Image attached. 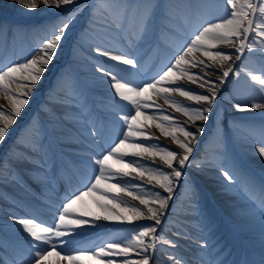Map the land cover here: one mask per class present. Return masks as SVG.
<instances>
[{"label": "snow or ice", "instance_id": "snow-or-ice-1", "mask_svg": "<svg viewBox=\"0 0 264 264\" xmlns=\"http://www.w3.org/2000/svg\"><path fill=\"white\" fill-rule=\"evenodd\" d=\"M14 2L29 11L41 7L68 9L72 6L69 11L79 14L83 8H89L92 22L103 29L118 31L126 49L131 44L142 47L149 41L159 6L153 0H100L98 4L83 6L81 0ZM222 3L223 14L204 21L179 47L172 49L168 63L155 76L137 79L138 72L132 69H139V61L127 50L116 54L99 45L91 48L97 55L116 62L112 67L99 65L95 70L107 78L117 104L123 102L128 110L123 115L116 113L120 131L106 145L102 138H97L100 131L95 125L88 129L92 143L101 149L88 159L93 175L83 188L65 195L52 224L35 217H13L30 237L29 264H46L53 255L58 258L57 264H154L157 241L161 240L157 235L159 226L167 215L174 189L185 176V169L192 166L190 157L199 137L204 134L202 122L209 120L222 85L228 82L230 74L237 78L241 76V71L235 68L236 62L254 54L264 57V0H222ZM74 20L75 15H69L53 24L49 34L39 41L27 58L0 67V96L8 105L0 104V143L7 138L10 128L29 103L32 90L57 57ZM120 65L128 67L121 68ZM245 75L264 88V76L251 72ZM189 84L204 89V92L195 91L188 87ZM175 94L200 106L178 103L173 98ZM154 97L163 98L175 113H182L186 119H180L173 113L165 114L167 110ZM67 98L87 120L84 115L87 104L82 102V94L73 87V95ZM261 99L262 102L243 106L237 103L234 107L237 111H264V96ZM152 127L164 137H170L178 150H170L166 145L162 147L159 136L151 132ZM178 132L183 138L177 135ZM259 135L261 139L255 150L264 158V126L259 129ZM42 148L43 145H39L33 155L39 161L36 170L47 176L49 160L41 154ZM157 156L163 162L162 166L155 164ZM146 158L147 166H144L142 162ZM220 167L229 185L239 182L226 165L221 164ZM137 177L140 183L134 182ZM145 177L149 184L155 181L147 192L144 191L147 187L143 183ZM245 183V193L254 213L259 214L261 228L264 229V183L257 185L251 179ZM156 185L160 190H154ZM121 194L130 200L121 198ZM86 196H91L102 211L94 213L88 210L84 205ZM131 201L139 204H131ZM87 217H94L96 221L127 223L145 218L152 223L136 227L126 239L104 242L90 249L69 248L65 252V246L75 243L74 237L81 234L79 230L91 223ZM163 242L176 247L173 241ZM169 259L172 264H187L182 258L173 256Z\"/></svg>", "mask_w": 264, "mask_h": 264}, {"label": "bare ground", "instance_id": "bare-ground-1", "mask_svg": "<svg viewBox=\"0 0 264 264\" xmlns=\"http://www.w3.org/2000/svg\"><path fill=\"white\" fill-rule=\"evenodd\" d=\"M81 2L90 4L86 0H81ZM4 5L9 7V9L10 8L14 9L15 13L20 12L17 15L18 17L30 18V19L41 17L43 11L48 13H52V12L56 13L62 10V9H55V8L48 9L41 7L35 11H29L24 9L21 5L15 3L14 0H0V6H4ZM84 10H85L84 12L75 16V20L72 24V27L70 31L67 33V38L69 39V41L70 38L72 37L71 32L76 31L77 26L80 23L86 22L89 19L90 9L85 8ZM22 11L24 13H22ZM203 21H207V20L204 19ZM200 24H202V22H200ZM67 38L65 39L63 44L68 40ZM157 42L159 41L156 40V43ZM116 43H117L116 41L112 40V43L110 44L103 42L102 44H94V46L99 45L102 49L112 50L116 54H119L120 51H124V50L129 51L128 48L126 49L123 45ZM181 43L182 41L174 40L175 47H179ZM63 44L61 47H63ZM134 47L136 48V53L133 55H138L137 57L136 56L135 57L139 60V54L144 52V47H139V48H137V46ZM159 50L160 49L157 46V44H153L150 47L148 53L145 55L139 69L143 70L145 68H148L151 61H153L154 63V60L158 55L157 51ZM82 51L84 53L83 55H86L88 59L93 62V63H89V66L84 67V69L85 68L88 69L89 75L87 79L81 82L82 89L83 88H85L86 90L99 89L100 91H103L105 93H112V90L109 88L107 78L97 73L95 69L99 65H103L104 67H112L113 65L116 64V62L110 61L108 60L107 57L99 56L96 53H94V56L92 54L89 55L87 54V52H85V49H83ZM58 55H62L63 58H66V52L64 54L58 53ZM254 56L256 61L258 62L259 68H264V57H261L259 54H254ZM167 63L168 60L166 58H164L162 55L158 56L153 68V72L150 75H146V76H142L141 74L138 73L137 79H143L145 77L155 76L159 72V70ZM52 66L53 63H51L48 66L46 72L43 74L44 77L45 75H48V73L50 72V68H52ZM253 66H257V64L254 63ZM127 67L128 66H122L121 68H127ZM256 69L258 70V68ZM132 71L136 72L134 70ZM249 71H252V69H250ZM86 74L87 73L85 72L84 73L85 78H86ZM217 75H219L218 72ZM213 78L215 79V77ZM225 84L222 85L221 91L224 88ZM251 84H253V82ZM43 85H44L43 83L38 84L37 87L32 90L29 96V103L22 110V116L20 115L19 117H17L16 123L10 128L8 134L10 137H8L7 141L5 142L4 146L0 151V155L6 156L8 155L7 153H9L12 149H14L11 151L12 156H10V160L12 161V164H14V167L17 170L21 171L20 172L21 174L17 173L16 175L21 180H26L27 177L29 176L36 177V176H42L43 174V172L41 171L38 170L31 171L26 167L28 159L35 161L37 164L39 163L38 160L36 161L35 159H33V157H30L29 155L30 153L28 152L29 150L32 151L38 150L39 144L31 141L29 142L24 138L18 139V141L17 140L12 141V139L14 138V134L17 133V127L29 116L32 108L31 106L33 102L37 100L36 96L39 95V89H41ZM188 87H191L197 92H201V93L204 92V89H200L196 85L189 84ZM221 91L218 94L216 106L220 105L223 107L224 117L231 116V117L242 118L246 121H249L250 123L245 122V126H243V124H241L240 122H238L236 126L233 125L230 126V124L228 125L227 123L225 127L227 128L226 131L229 135L228 137L231 138V140L228 141V143H226L225 145L222 144L219 140L214 141V144L212 145V151L209 153L211 158L210 161L205 159L204 160L196 159V157H200V154L204 152L200 145V138L206 133H209V128L212 125V118L210 115L209 120L207 122H202V126L204 128V134L199 137V142L196 144L194 152L190 157V162L192 166L187 167L186 169L193 176L195 175L200 180L201 185L199 186V189L201 192L204 193L203 198L205 199V203L207 204L206 208L208 209L209 207L212 208V206H214V208L212 209V213H213L212 220H214V222H217V224L221 226L220 233H225V237H223L219 241V245H223L224 243H227L224 246L225 252L230 253L232 256L239 254L246 256V258L248 259L247 262H249V264H253V260L248 257L252 256L254 253L257 256L264 257V229L261 228L260 216L258 213H254L253 207L251 205V202H249L250 200L248 199L245 190L242 191L239 187L237 190H235L233 189L232 185H231V191H228L226 189L228 183L225 181L224 177L222 176L220 164H218L216 160L219 161V158L222 155L221 152L224 148L231 149V152L235 154L237 157H240L239 154L241 153L244 155L243 157L240 158V160L243 161L244 167H246V169H250L251 167H254L259 171V173L262 176H264V158H261L255 150V145L259 142H256L253 139L251 140V142L247 141L248 139L244 140L240 138L239 140L238 137L235 136V134L237 133L245 134L244 132L240 131V129H242L244 131L246 130L247 132H249L251 136L257 135V137H259V131L255 130L251 126L252 124L251 121L252 119H259L264 121V111H258V110L237 111L234 107V105L237 104V102L242 106L253 102H262L261 98L262 96H264V94L263 95L257 94L258 95L257 99L240 98V100H237L235 103H232L230 101L222 99ZM104 97L107 100H109L108 99L109 96H107V94H104ZM173 98L178 103H183L185 105L191 104L194 107L200 106L195 104V102L187 101L185 98L180 97L178 94H175ZM113 99L117 103V99L116 98ZM154 99L158 104L163 105V107L167 110L165 114L173 113L176 117L180 119H186L185 117H183L182 113H175L174 109H172L168 104H166L163 98L156 99L154 97ZM0 104H5V107H8L2 96H0ZM119 105H120L118 109L119 113H124L128 110L123 106V102H120ZM49 106L52 112L60 119V121L63 122L64 126L60 125L57 120L53 119L49 113L42 112L45 128L47 129V133H49L50 135L48 137V142L44 146V148L50 150L51 152H57L59 150H61L62 152L65 151L64 154L60 153L61 157L66 159L71 164V166L75 167V164H73V162L78 163V168L75 167L74 169V171H78V173L77 175L76 174L67 175L64 171L65 169L62 164V159L57 154L53 156L52 160H54L55 168L65 175V177L62 178V182L63 183L65 182L67 184L63 185L64 187L61 188L60 194H55L54 197L48 196L49 199L46 200L44 204L34 203L36 205V208L32 207L33 213L35 211V213L37 212L39 214L41 213L40 212L41 210L50 211L51 208L57 209V207H59V205L63 201L64 195L70 193V191L73 189H79L80 188V184H79L80 178H78L79 175H83V176L88 175L92 177L93 169L89 166L88 159L93 155V153H89L87 155H81L78 158L74 156L75 153L80 152V149L77 147L76 143L78 141L81 142V141L89 140L90 138V136L88 135L89 127L92 128L93 125L96 126L97 123L106 126L107 141L104 142L105 145L107 144L108 141L113 139L116 136V134L119 133L120 131L119 123L117 121L116 116L114 118L107 119L102 113L97 115L96 112V116L93 120H91L90 118L85 120L80 115L79 111L73 108L70 104L67 103L59 104L57 102V104H50ZM88 106L92 107V104H89ZM69 118H75L78 120L75 119L69 120ZM146 123H150V122H146ZM151 132L159 136V143L162 147L166 145L169 147L170 150H178L177 146L171 140L170 137H164L162 134L159 133L158 129H155L154 127L151 128ZM177 135L183 138L182 133L178 132ZM57 143L60 144V148L57 147ZM93 150L94 152L98 153L101 149L98 148L96 145H94ZM154 160L157 166L163 165V162L160 160L159 156L155 157ZM146 162H147V158L145 162H142V164H144V166H147ZM251 170H253V168H251ZM257 176L259 175L256 174V177ZM77 179H78V183L76 182ZM183 180L184 177L181 178L178 186L174 189L173 199L169 202L167 215L164 217V220L172 215V213L170 212V206H171L170 203H172V201L174 200L176 189L178 187L181 188V184H183ZM223 181L225 184L223 183ZM134 182L140 183L141 181L137 177ZM143 183L152 186V184H155V181L149 184L147 178L145 177ZM156 187L159 188L158 185H156ZM0 190L1 191L5 190L7 192H10L14 196H17L19 200L25 203V201L23 200L24 198H26V195L23 194L22 191L18 187H16L15 184L10 182V179L8 178V176H6V173L0 175ZM189 190L190 192L191 191L194 192L193 188H190ZM86 198H84V205L87 207L88 210L94 213L102 211L99 209L98 205L94 203V200L92 199L91 196H86ZM121 198L125 200H130V198L123 196V194H121ZM195 203L196 200H193L192 203L188 201L182 204L181 207L178 209L179 211L178 213L181 212L190 213L191 211L189 207ZM131 204L138 205L139 202L131 201ZM28 205L31 204L28 203ZM140 207L143 208V206ZM38 216L41 217L40 215ZM182 216H184V214H182L181 217ZM189 216L193 218L195 215L191 213L189 214ZM13 217H16L17 219L31 218L18 213L16 214L12 208L8 207L0 200V241L6 244V247L8 248L9 252H12L13 249L21 253L22 255L24 254L31 258V249L29 247L30 237L23 230H19V228L17 227L18 223H16L13 220ZM32 217L36 218L35 214L34 215L32 214ZM206 218L207 217L205 216L203 217L206 223H208L210 220H206ZM54 219L55 216H48L44 220H40V221H45L47 222V224H52ZM87 219L92 220L95 218L87 217ZM141 222L152 223V221L149 219L141 218L132 223L101 220L99 221V225L101 226H93L89 224L85 226L83 229L79 230L81 234L74 237L75 243L65 246V252H67L69 248L90 249L104 243L103 241H100V242H94L92 245L82 246L81 243H83L84 241L88 240L91 237V235L87 233L84 234L87 231H91L93 232V234H100V235H104L112 231L119 232L116 238L109 241L120 240L127 238L121 235V230L123 229L128 230L131 228V226L133 225L137 226ZM201 228L202 227L197 224H190L188 225V227L184 228L185 230L173 228L172 230H168L167 232H165L162 236H160L161 240L157 241V251L155 253L154 264H164V263L172 264L169 257H173V256L177 258H182V260L186 261L187 264L200 263L199 261L196 263L195 257H192L194 256V253H191L192 254L191 256L190 252L192 251L194 246L193 240L197 239L198 237L207 236V231H203L201 230ZM217 236L218 235H216V237ZM169 240L176 243L179 246L180 251L177 249V246L173 248L169 246V244L163 242ZM54 242L56 241L54 240ZM244 244H247L250 250L246 252L240 250V247ZM199 256H201L203 259V260L200 259V261L211 260V258H209L208 255L201 254ZM57 261L58 258L55 255H53L49 257V260L46 262V264H57ZM25 264H29V263H25Z\"/></svg>", "mask_w": 264, "mask_h": 264}, {"label": "rangeland", "instance_id": "rangeland-1", "mask_svg": "<svg viewBox=\"0 0 264 264\" xmlns=\"http://www.w3.org/2000/svg\"><path fill=\"white\" fill-rule=\"evenodd\" d=\"M86 1H88L90 4H98L100 2V0ZM153 3L159 5L156 8V22L149 41L142 46L144 47L143 53L146 55L150 47L153 44H157L160 50L157 51L158 55L156 56V59L158 56L162 55L167 60H169L171 56V50L177 48L173 45L174 40L183 42L185 38L191 36L192 33H194L201 26L200 22L203 23L204 19L211 20L213 17L222 15V8L224 7L222 0H153ZM83 4L87 3L81 2L82 6ZM71 8L72 6H69L68 9H62L56 13H48L43 11L41 17L30 19L20 18L17 16L20 12L15 13L14 9H9V7L5 5L0 6V67L8 65L11 62L21 61L27 58L32 53L33 49L37 47L39 41L49 34L50 28L53 24L59 23L62 19L69 15H78L70 12L69 9ZM189 8L193 9V12H195L192 18L190 17L192 15L188 13ZM84 9L85 8H83L80 13L84 12ZM22 13L24 12L22 11ZM89 15V19L86 22L80 23L77 26L76 31L71 32L72 37L70 38V41L67 38L68 40L63 44V47L60 48L58 53L64 54L66 52V58H63L62 55H57V57L52 62L53 66L50 68V72L48 75H45V77L43 76L42 80L39 82V84L43 83L44 85L41 87V89H39V95L36 96L37 100L33 102L31 106L32 108L29 116L17 127V133L14 134L12 141H18V139L24 138L29 142H35L39 145H44V143L48 142V137L50 135L47 133V129L45 128L42 112L49 113L53 119L57 120L60 125H63V122L60 121V119L52 112L49 105L57 104V102L59 104L67 103L72 105L73 102H70L69 100L62 97L60 90L62 88H66V84L68 85V88H72L77 85L78 80L83 81V79H87L89 72L88 69H84V67L89 66V63L93 62L89 60L86 55H83L84 53L82 50L85 49L87 54L93 55L95 52L91 51V48L94 46V44H101L102 41L110 42L112 39L116 40V44L124 45L121 40V35L118 31L101 28L98 24H94L92 22L91 10ZM169 17L171 19H169ZM162 35L168 37V41L165 40ZM157 39L159 40V43H156ZM8 42L11 43L12 48L7 47ZM133 45L137 46L136 44ZM246 55L248 54L246 53ZM143 59L144 57H140V65L142 64ZM156 59L154 60V63L151 61L148 68L143 70H132L138 72L142 76L150 75L153 72ZM252 63L257 64V66H253ZM256 67L258 68V62L253 55L249 56L248 59L242 58L241 61H237L235 68L240 70L242 74L239 78L230 74L228 82L221 91L222 99L235 103L237 100H240V98L257 99V94L263 95L264 88H261L258 83L251 81L250 77L245 75L247 72H251L256 75L254 72ZM248 69H252V71H249ZM85 72L87 73L86 78L84 77ZM252 82L253 84H251ZM95 92H91L86 89L84 91H80L83 96L82 102H86L87 104V107L84 110V115L91 120L95 118L96 112L97 115L102 113L107 119L114 118L120 105L114 101L112 93H105L99 89H97ZM104 94L109 96V100L104 97ZM89 104H92V107H89ZM78 107L79 105H77V108ZM223 113L224 109L222 106L219 105L214 107L213 113L211 114L212 125L209 128V133H206L200 138V145L205 152H202L200 157H196V159H205L210 161L211 158L209 153L212 151V145L214 144V141L219 140L224 145L227 143L228 133L226 131L227 128L225 127L227 123L228 125L230 124V126H236L237 122H240L241 124L245 123L244 119H234L231 116V118L224 117ZM123 114L124 113H120V115ZM74 119L75 118H69V120ZM246 122L249 123V121ZM260 128L261 127H259V129ZM98 129L100 131L101 138L103 141H106L107 136L105 127L100 124ZM240 131L244 132L245 134H235L239 140L240 138L244 140L248 139L247 141L251 142L252 138L255 137L251 136L247 131L242 129H240ZM8 137L10 136L8 135L5 141L0 143V151ZM7 154L9 157L12 155L11 152ZM41 154H44L45 159L49 160V163L46 166L47 171H49L50 175L52 176V157L55 153H51L50 150H45L43 148L41 150ZM221 154L222 155L220 156L219 161H216L220 165H226V167L232 171V169L236 166V163L234 162V155H231L226 148L222 150ZM76 156H79V154ZM11 166L12 164L10 163L9 158L0 155V175H2L4 172L12 173L13 169ZM183 177V184H181V188L178 187L176 189L174 200L172 203H170V212L172 215L163 220L162 224L159 226L157 235L162 236L165 232L172 230L173 228L180 229L181 223L183 222H185L186 225L188 222L189 225L192 223L197 224L202 227L201 230L203 231H206L209 228L208 225L212 224L211 227L213 226V228L209 229L208 232L215 235L218 231H220L221 226L217 224L215 227L212 220L208 224L203 219L206 204L205 199L203 198L204 193L199 189V186L201 185L200 180L195 175L193 176L187 169H185V176ZM90 178L91 176L83 177L81 180L82 185L87 184ZM232 186L235 190H237L238 187L242 189L239 183ZM190 188H193L194 192H190ZM150 189H152V186L147 185L144 191L147 192ZM226 189L231 191V185L227 184ZM154 190L160 189L155 187ZM193 200H196V203L189 207L192 214L195 215L193 218L189 216L191 213H178V209L182 204L188 201L192 203ZM57 210L58 208L54 212H49L56 215ZM41 212L49 214L46 210ZM182 214H184V216L181 217ZM183 218L189 221L187 222L183 220ZM90 224L93 226H101L99 225V221H96L95 219H92ZM148 224L151 223L141 222L137 226H131V228L128 230L123 229L121 230V235L126 238L130 233L134 232L136 227ZM86 233L91 235V237L81 243L82 246L90 245L94 242L112 240L116 238L119 232L112 231L104 235L93 234L91 231H87L84 234ZM224 235V233H220V238H222ZM208 249L212 250L211 246H209ZM220 250L221 249L217 248L211 253L208 252V254H210L212 257L214 256V259L217 258L216 254L219 253ZM10 256L11 255L6 249V257L8 258L4 261V264H25L29 263L31 259L27 255L23 254L21 256L17 253L12 257ZM218 257H220V261H222L230 257V255L223 253Z\"/></svg>", "mask_w": 264, "mask_h": 264}]
</instances>
